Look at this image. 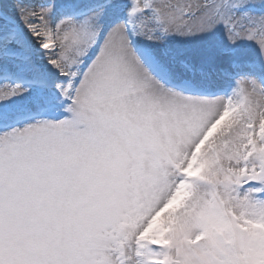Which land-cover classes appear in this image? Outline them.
Masks as SVG:
<instances>
[{
    "label": "snow or ice",
    "instance_id": "1",
    "mask_svg": "<svg viewBox=\"0 0 264 264\" xmlns=\"http://www.w3.org/2000/svg\"><path fill=\"white\" fill-rule=\"evenodd\" d=\"M0 264H264V0H0Z\"/></svg>",
    "mask_w": 264,
    "mask_h": 264
}]
</instances>
